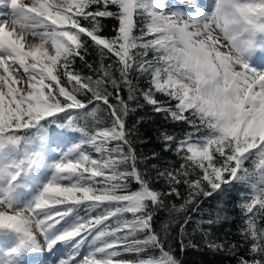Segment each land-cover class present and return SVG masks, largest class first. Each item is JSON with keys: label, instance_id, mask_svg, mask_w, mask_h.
I'll return each instance as SVG.
<instances>
[{"label": "snow or ice", "instance_id": "1", "mask_svg": "<svg viewBox=\"0 0 264 264\" xmlns=\"http://www.w3.org/2000/svg\"><path fill=\"white\" fill-rule=\"evenodd\" d=\"M189 3L0 0V264H182L169 224L198 248L209 197L193 232L264 264V0ZM145 106L175 163L137 152ZM236 192L232 242L213 229Z\"/></svg>", "mask_w": 264, "mask_h": 264}, {"label": "trees", "instance_id": "2", "mask_svg": "<svg viewBox=\"0 0 264 264\" xmlns=\"http://www.w3.org/2000/svg\"><path fill=\"white\" fill-rule=\"evenodd\" d=\"M103 23L106 27V34H112L113 26L115 21L111 19L104 20ZM89 62L98 61V57L95 52H90L86 57ZM76 67L80 70H83L85 73L88 72V69L77 60ZM123 95L127 96L126 92ZM138 118H142V123L138 127V134L140 139L136 141L137 152L143 153L145 155L151 156L152 152H161L163 155V160L160 161V166H164L165 163L171 164L175 163V160L172 157L171 153H163L162 147L159 141H157V129L158 126L166 124L162 116L152 113L150 106H145L144 108L139 109L135 113H130L128 117L129 126L136 123ZM167 127L172 128L171 124H167ZM177 134H180V126H176L174 129ZM146 141V142H145ZM246 166L250 167V162H246ZM159 186V185H158ZM133 187L135 184L133 182ZM241 187L243 191H248L247 188ZM241 198V193H231L227 199L225 205L226 214L228 219L221 220L217 225L214 226V232L217 237L223 238L227 236L228 240L232 242H239L240 236L238 234V228L241 224V212L237 207ZM220 198H205L200 205V211L192 213L194 221L187 227V232L193 238V242L198 244V248L187 247L183 252L180 251L179 241H180V231L179 224L182 221H177L175 223L169 224L168 231L170 232L173 239L170 241L172 247L177 255L178 259L181 260L182 264H236L235 257H233L228 251H212L205 246L204 241L201 238L199 232H193L195 228V221L200 220L202 217L207 219L209 216L215 218L216 211L219 208ZM169 217L166 211H162L158 214L156 220L157 229H161L164 224L168 223ZM187 238H185L184 243L187 244ZM245 250L240 249V253L243 254ZM132 258V257H128Z\"/></svg>", "mask_w": 264, "mask_h": 264}, {"label": "rangeland", "instance_id": "3", "mask_svg": "<svg viewBox=\"0 0 264 264\" xmlns=\"http://www.w3.org/2000/svg\"><path fill=\"white\" fill-rule=\"evenodd\" d=\"M168 2L169 3H177L179 6L185 8V9L190 8L189 0H182V2H181V0H168ZM36 255L41 256V255H46V253H44V254L37 253Z\"/></svg>", "mask_w": 264, "mask_h": 264}]
</instances>
